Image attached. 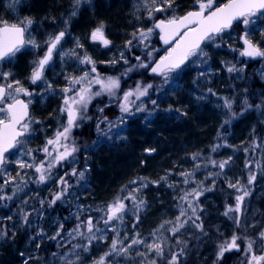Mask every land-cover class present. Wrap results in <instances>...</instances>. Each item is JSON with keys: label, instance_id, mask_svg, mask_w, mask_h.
Here are the masks:
<instances>
[{"label": "snow or ice", "instance_id": "snow-or-ice-1", "mask_svg": "<svg viewBox=\"0 0 264 264\" xmlns=\"http://www.w3.org/2000/svg\"><path fill=\"white\" fill-rule=\"evenodd\" d=\"M19 0H13L9 7L14 8ZM91 0H72V8L69 13L68 20L76 17L79 13L82 4H90ZM198 6L195 10L187 11L184 15H176L175 8L179 5L175 0H140L139 3L134 5L136 11L141 8L146 10L149 19H152L155 13H168L171 12L170 18L160 19L156 21L151 28L137 29L131 36L132 39L127 40L124 45V50L119 52V60L113 57L110 61H101V63H108L115 65L122 61L125 65H129L124 69L122 76H127L129 73L144 69L152 76L163 77L164 82L167 83L169 73L174 72L181 68L190 57H207L201 47L205 42H214L218 38L222 39L221 34L227 29L231 28L234 21H242L245 29L248 28L252 22V17L264 16V0H227L219 6H214L215 0H195ZM139 19V17H137ZM68 20H65L67 25ZM33 24L31 18H24L19 23H8L7 21H0V61L15 57L17 53L21 52L26 46H31L38 49L40 44L35 38L31 37L29 27ZM158 29L160 39L165 44H170L175 40V46L170 48L164 56L158 60L154 59L153 53L156 51L150 48V37L154 31ZM66 36V30H61L57 33L50 34L44 41L46 51L39 59L33 61L31 74L29 77L30 83L37 84L38 82L44 85V90L54 92L53 84L48 82L45 78V71L53 60V55L58 50L61 51V59L65 57H74L79 64L89 65V70L83 71L82 75L73 76L65 74L64 78L67 84L61 89L63 94L62 105L60 113L65 117L64 121L58 126L51 138L46 140L45 145L40 149L43 152L44 158L37 160L33 155V149L24 148L25 141L22 137L30 134L32 124H39L40 121L33 120L29 114V105L32 103L31 99H21V95L31 97L33 92L29 91L23 86L21 81H9L12 76L11 72L0 70V78L6 83H0V178H3V183L0 184V202L13 201L19 198V195L25 191L31 183L46 184L54 182L56 191L51 193V199L47 202L48 207L52 208L57 202H65L66 198L70 195L69 190L74 186L69 182L70 178H76L77 183L85 176L87 169L78 170L72 166L71 170L65 169L63 174L55 172L59 167L64 164L74 165L76 161V153L79 151L73 137L74 129L80 128L82 122H89L93 117L88 115L89 105L92 101L101 96L107 95L109 97V104L99 107L97 112L100 114L96 119V132L104 135L106 138L113 129H118L120 125L125 123V117L131 116L134 113L149 112L147 104L142 98L149 97L150 90L154 88L153 83H144L137 81L135 88L123 92L122 96H118L121 89L120 76H102L96 67V61L89 56L86 52L80 55L75 49L63 51L61 42ZM243 42V49L240 55L251 59L262 58L264 59V48L260 47V41L254 42L250 37L249 32L245 30L244 35L240 37ZM90 40L92 42H99L102 46L108 47L111 41L105 35V25L101 22L90 33ZM135 41V44H134ZM142 45L144 56H135L136 64H129L128 58L125 56V51H131L135 46ZM219 47V45H216ZM77 48H83V45L76 42ZM202 63L206 62L203 59ZM225 68L228 73L243 72V68H237L235 64L225 63ZM205 73L201 72L200 76ZM264 76V71L261 72ZM241 78L242 77H238ZM94 86L98 89L94 90ZM159 90V88L157 89ZM247 93V89L243 90ZM208 92L216 95L211 88ZM133 97L135 99H133ZM223 104L220 105L225 110L230 112L232 116L236 113L233 110L234 98L223 97ZM115 101L118 104L120 116L116 120H110L107 115H103L104 109L109 107L111 102ZM136 101H140L139 104ZM154 108L158 107L155 99L150 101ZM243 110L247 111L255 107V109L264 115V96L261 97V103L253 105L249 102L247 95L241 101ZM171 111V108L169 109ZM179 112V109H176ZM149 114H151L149 112ZM186 115V113H182ZM229 121L225 120L224 124ZM105 125L106 131L101 129V125ZM20 146L23 150L20 155L28 157V159L9 160L8 154L10 150ZM224 145H214L211 148L215 152L219 147ZM264 147V144H257L255 140L252 143V149ZM146 151H154L149 149ZM245 152L248 148L244 149ZM200 153H193V161H197ZM232 157L217 162L210 159L213 167H218L219 172L208 173L209 176L219 177L223 175V170L230 163ZM30 161V162H29ZM10 163L15 164L18 171L15 176L8 170L7 165ZM251 161L245 162V167L249 168ZM206 166V165H205ZM201 167L200 163H195L193 170L181 171L177 173L183 177L182 183L189 185L190 183H197L196 188L186 189L179 188L180 195L174 196L173 199L177 200L176 208L178 215L172 220H165L159 226L152 230L150 233L151 242L142 238L139 232H134L131 239L125 232L121 237V229L124 227L125 216L131 212L134 217L133 229L137 227L140 222V213L147 207V203L141 198L142 189L147 188L149 183L159 185L161 182L167 184V187L176 189L177 182L173 181L168 183V177L171 173L166 174L159 178V180H148L147 178H138L130 181V185H134L129 190V185H125L121 189L123 195H118L112 202L107 203L103 207L93 208L91 205L85 207L82 204L76 205L75 211L65 220L75 218L76 224L73 228L67 230L68 240L66 244H71V248L63 254L52 253L54 259H58L60 264H78L81 261L80 251L87 253L93 246L94 242L104 241L107 239V233H114L112 242L109 245V251L105 252L98 260L93 261V264H113L109 261L108 257L122 256L125 259H134L132 257L133 249H136L135 255L141 259L138 264H186L187 257L192 251L189 247V240L182 238V230L187 234V229L191 228L193 231L191 238L198 242H202V237L208 235L205 230L204 223L201 216L198 215V210L202 211L199 207V197L205 191H211V188L203 187V181L197 182L195 180L196 171ZM257 167H261L257 162ZM33 170V176H30L27 170ZM264 171V169H262ZM207 178V177H206ZM256 180V175L250 170L247 184L251 185ZM229 188H234L238 193L235 197V205L226 206L223 215L233 220L237 228H247L243 225L240 219L242 214V205L246 197L250 195L246 185L236 180L234 183L231 180L226 181ZM11 185V194L5 192V189ZM215 179L213 180V186ZM191 197V199H190ZM41 207L45 204L43 199H39ZM126 202H130L126 203ZM19 219L24 225L30 224L29 217L32 212H39L40 210L32 208L28 211L25 206L29 205V198H24L20 201ZM92 213H99V215H92ZM235 213V215H230ZM81 217H84L81 219ZM7 220H12V216H7ZM102 225V226H101ZM255 227V225H253ZM65 231V224L57 222L56 231L53 235L47 238L56 241L61 237V233ZM38 236L43 239L46 234L41 229ZM8 236L7 230L0 228V240ZM12 236H15L13 231ZM175 240L174 244L168 243L171 239ZM31 239H35L32 237ZM259 241V243L257 242ZM77 241V243H72ZM125 241H128L126 244ZM238 241L244 242L243 252L245 260L241 264H264V228L258 232L257 238L248 235H238L233 232L230 238L224 239L217 244L215 259L212 264H220L221 259L226 252L240 251V244ZM57 243V247H65ZM142 246L144 251H140L139 247ZM200 244L196 245L199 248ZM37 248L40 247L38 243ZM167 249V253H166ZM259 252L260 254H257ZM154 254V255H152ZM23 256L24 254L21 253ZM152 258H149V257ZM28 264V260L24 261Z\"/></svg>", "mask_w": 264, "mask_h": 264}, {"label": "trees", "instance_id": "trees-1", "mask_svg": "<svg viewBox=\"0 0 264 264\" xmlns=\"http://www.w3.org/2000/svg\"><path fill=\"white\" fill-rule=\"evenodd\" d=\"M226 1L227 0H216L214 5ZM27 3L31 4V9L28 11V7L23 5L22 12L26 11L32 20L36 22L39 21L41 25L43 24L50 34L66 30L65 37L75 36L80 38L81 41L83 39L90 42L89 46H86V51L81 49L78 52H80V55H83L84 52H88L96 61L98 72L102 76L121 77V89L118 92V96H122L124 91L133 89L137 81L154 84V88L150 90L149 97L157 101L158 107L154 108L150 103L149 109L151 114L149 118L145 115H141L137 118L133 117V119H129L125 126L126 132H124L127 135L126 138L129 144H126V146L121 144L120 146L123 148L115 146L114 149H107L108 141L105 140V137L103 138L101 134L96 132V119L98 115H100L97 109L110 103L107 95L95 98L89 105L88 115L92 116L93 120L82 122L80 128L74 129L73 137L75 138L76 145L78 147L82 146L86 140L88 147H90V149L88 148L89 152H86L87 155L85 159L82 157L80 159L85 165L87 164V166H90L91 169V172L88 173V187H91L90 195H86L80 200V204L85 207L89 205L93 208L103 207L107 203L112 202L118 195H123L124 193H121V189L125 185H129V190L135 187L134 185H130V181L141 177L147 178L148 180H159L160 177L171 173L168 177V183H171L172 180L175 182L177 180H183V177L177 173L193 170L195 163L201 164L200 169L196 171L195 180L215 179L218 180L215 184V188H219L221 184V187L225 188V182L222 177L225 175L228 165L223 170V175L213 177L209 176L208 173L219 172L220 169L218 167H213L208 161L213 159L219 162L227 159V152L224 150L227 149V146H229L233 139L234 142L235 140L237 141V139L239 142V136L241 138L245 137V134L242 133L249 132L252 125H254L253 121H256L252 129L254 133L253 137L257 138L259 144H263L264 115L257 119L255 107L244 111L241 104L245 95H247L249 102L253 105L261 103V97L264 96V82L260 81V77L255 74L253 68L255 67V63L249 62L240 56V42L232 39V35H230L234 28H237L240 23L232 29L223 32V34H221L222 39L218 38L214 42H205L203 44L202 48L204 52L207 53V57H203L202 59L206 62L201 63L200 68H196L198 64L195 63L191 65L188 62L183 68L184 71L182 72L181 78L178 80L179 84L182 85L180 90H176V88H166L163 91L159 90L157 92L156 86L159 79L150 75L148 71L138 69L129 73L127 76H122L121 74L124 72V69L129 65H125L122 61L114 66L108 63H101V61H110V56L108 54L97 56L94 55L96 50H92L97 47V52L100 50L107 53L111 49H124L125 42L132 39L131 34L139 29L140 24L142 22L150 23L147 12H145L143 8L139 11L135 10V0H91L90 4H82L78 15L72 17L70 20H68V17L72 8V0H27L25 2L26 6ZM175 3L179 5L178 8H175V11L179 13L178 15H182L198 7L195 0H175ZM137 17H139V19H137ZM164 17L165 16L161 13H155L152 20L155 22ZM6 18L8 17L6 16ZM65 20H68L67 25L65 24ZM101 22L105 25L106 37L111 41L108 47H104L99 42H92L90 40L91 31ZM216 45H219V47ZM149 46L150 48L156 49L153 53L154 59L156 60L166 52V46L160 42L156 30L150 38ZM132 52L136 55H133ZM99 56L102 58H99ZM135 56H141L143 58L144 51L142 45L133 47L130 53H127L126 57L129 60V64L137 63L134 59ZM18 57L19 59L17 60V65H15V71L21 77L30 71L31 66L26 69L25 65V67L21 69V65L24 64L28 54L22 53ZM208 63L211 64L215 71L211 81H206L205 77L200 76V73L207 69ZM225 63L235 64L237 68H243L244 71L239 73H228L225 68ZM16 66H18L20 72L16 70ZM238 77H242V79ZM209 88H211L216 95L209 93ZM96 89H98V86H94V90ZM244 89L248 90L247 93L243 91ZM191 95H197L200 100L198 102L193 101L190 97ZM223 97L234 98L235 103L233 104L232 111L236 113L235 116H232L230 112L220 106L223 104V100L221 99ZM62 100L63 95L61 98H57L56 101L50 102L48 106V108H51L50 110L46 109L47 112H45L46 110L41 111L45 112V114L40 124H38L37 134L33 135V139L30 141V143L32 142L31 144H33V153L37 151L39 153L42 152L40 149H42V145L46 143V141L42 142L43 137L51 138L58 126L64 121L65 117H63L59 111ZM170 108L171 111H169ZM114 109L115 112H117L118 109ZM176 109L180 111L177 112ZM112 110L106 108L104 112L110 111L109 114H112ZM182 113H186V115ZM225 120H228L229 123L224 124ZM258 120L259 123H257ZM104 127L105 125L102 124L101 129H104ZM217 144L224 146L212 152V146ZM93 147H98L99 151L97 154L94 150H91ZM149 149H154V151L151 153L146 151ZM256 151L257 153L264 154V147L257 148ZM248 152L250 154L252 153L251 150ZM193 153H200L197 161H193ZM79 156L82 155L80 154ZM149 156L152 157L150 158ZM252 162L253 166L250 169L254 171L256 162ZM145 163L146 165H144ZM248 175L249 173L246 175L247 178ZM69 182L74 186L71 188L70 195L66 198V201L57 202L55 206L49 208L47 202L51 199V195L48 194L46 198L47 210L50 211L53 209L57 215L59 213L63 214L71 211L81 192L79 188H76V178H70ZM48 183L51 184V182ZM185 187L189 188L190 184L185 185ZM247 188L249 190V186H247ZM211 189V191H214L213 188ZM54 191H56V186ZM225 191L229 190L225 188ZM166 192H168V195L172 194L167 184L161 182L159 185L149 183L148 187L142 189L141 193L151 194L153 197L159 198L160 194ZM232 193L233 195L242 194L238 193L236 190H232ZM218 195L222 201L221 208L226 209L223 203L227 204L229 198L223 196L222 199V195ZM156 202H159L158 199ZM126 203L130 205V202ZM243 203L245 207H248V200H246V198ZM160 211V213H162L164 210ZM211 214L217 217L220 215L210 212V215ZM92 215H99V213H92ZM222 218L230 221L231 225H234L236 230H240V228H237L233 223L232 219L226 216ZM219 226L221 227V225ZM218 231L221 230L218 229ZM212 232L208 235L209 237L212 235ZM223 232L226 233L224 229ZM218 240L219 239L215 238L216 243ZM10 242L11 244L1 247V251L3 252L0 257V264H20L21 259L18 252L22 245H20L16 239H12ZM174 242V238L168 241L170 244H174ZM238 243L241 246L240 251L242 250L241 253H243L244 242L238 241ZM11 248L13 250H11ZM160 264H163V262H160ZM186 264L206 263L201 260L196 261L193 253L190 252Z\"/></svg>", "mask_w": 264, "mask_h": 264}, {"label": "rangeland", "instance_id": "rangeland-1", "mask_svg": "<svg viewBox=\"0 0 264 264\" xmlns=\"http://www.w3.org/2000/svg\"><path fill=\"white\" fill-rule=\"evenodd\" d=\"M27 0H19V2L15 5L14 8L9 7V4L13 2V0H0V21H7L8 23H19L20 20H23L24 18H31L27 14L26 11L22 12V7L24 3ZM136 4L140 2V0H135ZM216 1V0H215ZM146 12V10H145ZM159 14V12L157 13ZM165 17L163 19L169 18L172 13H161ZM175 14L178 15L179 13L175 11ZM6 16L8 18H6ZM32 19V18H31ZM153 19V18H152ZM150 19V23L142 22L139 26L140 28L147 29L153 27V20ZM252 22L248 26L247 29H245V26L241 22L237 28H234V30L231 32L230 35H232V39L238 40L240 35H244L245 30L249 32L250 37L253 39L254 42L260 41V47L264 48V16H257L252 17ZM227 31V30H226ZM29 32L31 34L32 38H35L37 42L40 44V47L38 49H34L31 46H26L24 49L21 50V52L17 53L15 57H12L10 59H7L0 63V70L5 72H11L12 76L9 78V81L19 80L23 84L25 88H27L28 85H35V89L33 91V95L29 97L28 99L32 100L31 105V115L30 117L33 120L41 121L42 117L44 116L45 112L47 110H50L51 108H48L51 101H56L57 97H60L62 94L61 89L67 84V81L65 80L64 76L65 74H71L73 76H79L83 74V71L89 70V65H81L78 63V61L72 57H65L63 60L61 59V51L58 50L53 55V60L47 70L45 71V78L48 82H51L53 84L54 92H48L44 90V85L41 83L32 84L30 83L29 77H30V71H28L27 74L20 77L18 73L15 71V67L13 68V65L15 63L17 64V60L19 59V55L24 53L28 54V60H30V66H33V61L39 59L44 55V52L46 51V45L44 41L48 38L50 33L47 31V28L42 24H39V21L33 20V24L29 27ZM223 34V33H222ZM152 36V35H151ZM151 38V37H150ZM79 41L80 44L83 45L84 48H77L76 42ZM88 40L81 41L80 38L75 36L65 37L64 40L61 42V48L63 51H68L70 49H78L76 50L77 53L81 49H84L86 51V46H89ZM209 45V43H208ZM133 49V48H132ZM131 49V50H132ZM92 50H96L94 55H109L112 59L115 57L117 60H119V52L122 49L113 50L111 49L109 52L104 53L102 51H98V48L95 47ZM241 51V46L239 48ZM85 53V52H84ZM127 53H130L129 51H125V56H127ZM133 53V52H132ZM87 54L90 56V54L87 52ZM133 55H136L133 53ZM99 58H102L99 56ZM202 58L201 57H191L190 58V64H198L196 65V68H200V64ZM207 69H205L204 73L206 81H211L214 76V69L212 68L211 64L208 63ZM255 67V74L260 77V81L264 82V76L261 75V72L264 71V59L260 62H257L254 64ZM97 67V65H96ZM98 69V68H97ZM184 69H180L175 72L169 73V79L168 82L165 83L163 77L158 78L159 81L157 82L156 90L159 88L160 91L168 89H175L180 90L182 85L179 84V79L181 78L182 72ZM0 83H6L2 78H0ZM135 88V87H133ZM157 90V92L159 91ZM190 94V92H189ZM191 99L195 102H198L200 98L196 95L190 96ZM133 99H135L133 97ZM143 101L147 104L148 109L150 105V101L152 100L150 97L142 98ZM137 104L140 103V101H136ZM109 104V103H108ZM112 110V114H109L110 111H105L104 115H107L110 120H116L118 116H120L118 104L116 102H111L109 107ZM105 108V109H106ZM117 108V112H115V109ZM47 109V110H46ZM42 110H46L45 112H41ZM149 112L150 109H149ZM149 112L142 113H134L131 116L125 117V123L120 125L118 129H113L112 133L108 135L106 138L104 135L101 134V136L105 140H107V149H114L115 146H120L121 144L128 145L129 142L127 140V135L124 133L126 132L125 126L126 123L129 121V119H133V117H139L141 115H145L149 118ZM257 119L260 117H263L261 112L256 110ZM254 125H252L249 132H245L242 134H245V137L239 138L237 141L234 139L230 142L229 146H227V149L224 151L227 152V158L232 157L230 163L227 166V169L225 171V175H223L222 179L225 182V188L229 191H225V188H222V184L219 185V188H215V185L213 186V180H196L197 182L203 181V187L205 188H213L214 191H205L202 196L199 197V207L202 209V211L198 210V215L201 216V219L204 223L205 230L208 232V235L212 232V235L209 237L208 235L205 237H202V242H198L195 239L191 238V234L193 231H196L194 229L188 228L187 234H184V230H182L181 235L183 239L189 240V247L192 249V253L194 255V259L196 261H203L206 264H212L213 260L215 259V252L217 248V244L222 242L224 239L230 238L233 232L237 233L238 235H248L253 238H257L258 232L264 228V208L262 207V204L264 203V154L257 153V148L255 151L252 149V143L255 140L257 144V138L253 137V128L256 124V121H253ZM252 123V124H253ZM259 123V120L257 121ZM40 124V123H39ZM247 125V124H246ZM43 128V126H42ZM40 130V127H39ZM104 130L106 131V128L104 127ZM38 132V124H32L30 134L26 135V139H23L25 141L24 148H31L33 149V144L30 143V141L33 139V135H36ZM50 134V133H49ZM48 139V137H43L42 142H45ZM264 144V141H263ZM44 146V144L42 145ZM37 147V146H36ZM35 147V149H36ZM78 147V146H77ZM122 147V146H120ZM78 153H81V151L84 149L86 150L85 153L89 152L90 147H88V143L85 140L82 146H79ZM89 148V149H88ZM104 148V146H103ZM123 148V147H122ZM248 148V151L251 150V154L247 151L245 152L244 149ZM101 149V148H100ZM23 149L20 146H17V148L13 149L8 157V159L16 160V159H28V157L21 156L20 153ZM91 150H94L95 153H98V147H93ZM90 150V151H91ZM119 150V149H118ZM150 153L152 151H149ZM224 153V152H223ZM33 155L36 157L35 153ZM150 158L152 156H149ZM149 158V159H150ZM144 160V158H143ZM142 161V160H141ZM251 161L249 168L245 167V162ZM256 162L254 171L250 168L253 166V162ZM30 162V161H29ZM257 162L261 165V167H257ZM77 163V162H76ZM76 163L74 165H76ZM146 165V163L144 164ZM8 170L11 172L13 176H15L16 172L18 171L15 164L10 163L7 165ZM78 170H84L85 168L87 171L85 172V176L82 180H80L78 183L76 182V188L80 189L81 194L77 197L78 199L74 203V206L72 207V210L69 213H59L58 215L53 211V209L45 210L46 206V198L47 196L43 197L42 195L39 196L41 192H47L48 190V183L46 184H36L31 183L28 185V187L25 189L23 193L19 195V198L14 199L13 201H3L0 202V228H4L8 232V236L0 240V257L2 256L1 247H5L7 244H11L12 239H16L17 241L23 240V243L20 251L18 252V255L21 259L20 264H24V261L27 259L28 264H60V261L58 259H54L52 256V253H58L63 254L64 252H67L71 248V244H66V241L68 240L67 237V230L73 228L76 224L75 218H71L68 220H65V217H69L72 212L75 211L76 205L80 204L81 198H84L86 195H90V188L88 187V173L91 172L90 166H87L83 169L80 167H76ZM252 171L256 175V180L250 185L247 184V173L249 171ZM30 176H33V170L29 169L27 170ZM35 177V176H33ZM227 180H231L233 183L236 180H239L240 183L246 184V186H249L250 195L246 197V200H248V207H245L244 203L242 205V214H240V219L242 221L243 225H247V228H240V230H236L234 228V225H231L230 221L224 220L222 217H224L223 213L226 209L221 208V199L218 197V194H221V198L224 197L229 198V202L227 204L223 203L224 206L228 205H235V196L232 193V190H236L234 188H229L227 184ZM183 180H177L178 187L176 189L169 188V190L172 191V194L168 195V192L164 194H160L159 198L153 197L151 194L147 193H141V198L144 199L147 203V207L140 213V222L137 225L135 229H133L132 225L134 222V217L129 212L125 216L124 220V227L121 229V237H123L124 233L126 232L129 236V239L132 238L134 232H139L141 234L142 238H145L148 240V242H151V236L150 233L153 229L157 228L160 223H162L165 220H172L176 215H178V210L176 208L177 200L173 199L174 196L178 197L180 195L179 188H196L197 183H190V187H185V185L182 183ZM218 180H215V184ZM222 181V180H221ZM173 182V180L171 181ZM3 183V178H0V184ZM83 191V194H82ZM167 191V190H165ZM218 193H217V192ZM5 192L8 194H11V185H9ZM71 192V189L69 190ZM209 192V193H208ZM213 194V195H212ZM73 196V195H72ZM29 198V205L25 206L28 211H31L34 207L37 210H40L39 212H32V214L29 217L30 224L24 225L20 219H19V207L21 206L20 201L24 198ZM39 199H43L45 201V204L43 207L39 204ZM158 199L159 202H156ZM191 199V197H190ZM158 204V205H157ZM151 205H157V206H151ZM160 210H164L162 213H160ZM210 212L220 214L219 217L210 215ZM159 215V216H157ZM230 215H235L234 213ZM7 216H12V220H7ZM84 217H81L83 219ZM57 222H63L65 224V231L61 233V237H58L56 241L50 240L47 237L51 236L56 231V225ZM157 224V225H156ZM221 225V227L219 226ZM255 225V227H253ZM102 226V225H101ZM43 230V232L46 234V236L41 239L40 236L37 235V233L40 230ZM221 230V231H218ZM223 229L226 231V233L223 232ZM13 231L15 232V236H12ZM114 233L108 232L107 233V239L104 241H97L94 242L93 246L90 248L89 252L85 253L82 250L80 251L81 261L78 262V264H93V261L98 260L101 256L104 255L105 252H108L109 245L112 242V237ZM32 237H35V239H31ZM213 238V239H212ZM215 238L219 239L218 242H215ZM259 243V241L257 240ZM40 244V247L37 248L36 245ZM57 243L66 245L65 247H57ZM72 243H77V241H72ZM127 244L128 241H125ZM175 243V242H174ZM200 244L199 248L196 247L197 244ZM244 247V246H243ZM15 248V247H13ZM11 250H13L11 248ZM140 251H144V248L142 246L139 247ZM136 249H133L132 251V257L134 259H125L122 256L119 257H108L107 259L109 261H113V264H138V261L141 259L140 257H137L135 255ZM241 251L237 252L235 250L226 252L224 257L221 259L220 264H241L242 261L245 260V254L244 252L241 253ZM21 253L24 255L22 256ZM241 253V254H239ZM257 254H260L257 252ZM153 255V254H152ZM149 258H152L151 256ZM191 260V259H189Z\"/></svg>", "mask_w": 264, "mask_h": 264}, {"label": "flooded vegetation", "instance_id": "flooded-vegetation-1", "mask_svg": "<svg viewBox=\"0 0 264 264\" xmlns=\"http://www.w3.org/2000/svg\"><path fill=\"white\" fill-rule=\"evenodd\" d=\"M33 87L32 86H27V89L30 91V89H32ZM23 99H27L28 97H26V96H21ZM24 139H26V136L24 137ZM85 151L86 150H82L81 151V153H76V161H77V163H76V165H68V164H64V166L63 167H59L58 169H56L55 170V172L57 173V174H63V172L65 171V169H67L68 171H70L71 170V167L72 166H74V167H80L81 169H83V168H85V166H87V164L85 165V163L82 161V160H80L81 159V157L83 158V159H85V157H86V153H85ZM35 154H36V159L37 160H39V159H43L44 158V154H43V152H41V153H39L38 151L37 152H35ZM82 155V156H79V155ZM39 158V159H38ZM34 176V175H33ZM35 179V177H33V180ZM72 179V178H71ZM48 191L47 192H41L40 194H39V196H43V197H45V196H48V194L49 195H51V193L52 192H54V190H55V183L54 182H51V184H49L48 183ZM45 210H47V208H45ZM72 210V209H71Z\"/></svg>", "mask_w": 264, "mask_h": 264}, {"label": "bare ground", "instance_id": "bare-ground-1", "mask_svg": "<svg viewBox=\"0 0 264 264\" xmlns=\"http://www.w3.org/2000/svg\"><path fill=\"white\" fill-rule=\"evenodd\" d=\"M24 6L25 7H28V11L31 9V4H29V3H27V6H26V4L24 3ZM17 65V64H16ZM25 65H26V69L27 68H30V60H28V57L25 59V61H24V64H22L21 65V69H23L24 67H25ZM17 68H16V70H19V72H20V69L18 68V66H16ZM29 70V69H28ZM262 207L264 208V203L262 204ZM19 242V244L21 245L22 243H23V240H20V241H18Z\"/></svg>", "mask_w": 264, "mask_h": 264}, {"label": "water", "instance_id": "water-1", "mask_svg": "<svg viewBox=\"0 0 264 264\" xmlns=\"http://www.w3.org/2000/svg\"><path fill=\"white\" fill-rule=\"evenodd\" d=\"M237 22H239V20H238V21H234V22H233V25H235ZM233 25H232V26H233ZM161 41H162V40H161ZM174 41H175V40H173L171 43H173ZM240 41H241V39H240ZM162 42H163V41H162ZM163 43H164V42H163ZM171 43H170V44H171ZM241 43H242V45H243V42H242V41H241ZM174 46H175V43H174L173 47H174ZM245 58H248V57H245ZM248 59H250V60H252V61H256V60H261L262 58H256V59L248 58ZM186 63H187V61L185 62V64H186ZM185 64H184V65H185ZM184 65H182V66H184ZM182 66H181V67H182Z\"/></svg>", "mask_w": 264, "mask_h": 264}]
</instances>
